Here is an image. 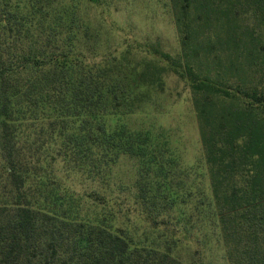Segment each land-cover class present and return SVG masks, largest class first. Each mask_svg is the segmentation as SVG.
Segmentation results:
<instances>
[{
  "label": "trees",
  "instance_id": "obj_1",
  "mask_svg": "<svg viewBox=\"0 0 264 264\" xmlns=\"http://www.w3.org/2000/svg\"><path fill=\"white\" fill-rule=\"evenodd\" d=\"M115 1L0 0V264H264V0H167L175 53Z\"/></svg>",
  "mask_w": 264,
  "mask_h": 264
},
{
  "label": "rangeland",
  "instance_id": "obj_2",
  "mask_svg": "<svg viewBox=\"0 0 264 264\" xmlns=\"http://www.w3.org/2000/svg\"><path fill=\"white\" fill-rule=\"evenodd\" d=\"M166 1L116 0L114 8L116 10L111 12V20L118 24L121 31L114 33L110 39H117L121 35L128 39L135 37L159 40L166 51L175 53L178 50V37L172 16L165 5ZM95 12H92V17ZM164 89L161 102L165 112L158 118L163 125L172 127L182 134L185 160L192 162L194 157L199 155L200 145L188 89L183 82L176 83L172 76L167 78Z\"/></svg>",
  "mask_w": 264,
  "mask_h": 264
}]
</instances>
